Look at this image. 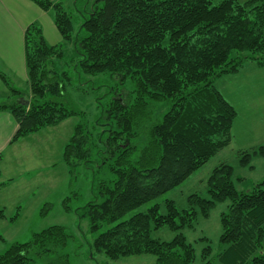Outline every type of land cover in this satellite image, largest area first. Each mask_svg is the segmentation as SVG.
Masks as SVG:
<instances>
[{
    "label": "trees",
    "instance_id": "1",
    "mask_svg": "<svg viewBox=\"0 0 264 264\" xmlns=\"http://www.w3.org/2000/svg\"><path fill=\"white\" fill-rule=\"evenodd\" d=\"M32 1L51 12L62 40L49 43L38 21L25 31L30 96L0 102V110L18 124L12 142L73 116L87 119V112L70 108L63 99L74 81L90 83L105 74L123 82L130 78L135 86L131 103L112 97L100 104L102 113L91 123L76 124L63 151L73 174L78 163L96 162L116 175L111 185L101 182L95 198L82 207H71L72 196L63 201L66 211L89 219L92 233L108 226L95 237L93 250L112 260L153 254L156 264H195L196 249L181 230L194 228L218 202L229 199L221 214L218 262L207 245L203 264H264V179L238 190L228 163L208 177V198L193 193L183 209L168 199L164 213L154 204L123 219L184 183L231 144L237 111L215 79L237 72L247 61L264 64V0H86L77 23L61 1ZM70 45L74 57L61 66ZM0 78L14 96L23 95L2 71ZM159 102L169 108L156 116ZM259 153L264 155L263 146L244 152L241 164H250ZM5 218L0 207V220ZM165 226L175 236L154 238L152 233ZM70 237L65 226L51 225L29 241L13 242L0 253V264H33L39 258L45 264H71L64 252Z\"/></svg>",
    "mask_w": 264,
    "mask_h": 264
},
{
    "label": "rangeland",
    "instance_id": "2",
    "mask_svg": "<svg viewBox=\"0 0 264 264\" xmlns=\"http://www.w3.org/2000/svg\"><path fill=\"white\" fill-rule=\"evenodd\" d=\"M58 1L62 2L65 10L74 15L76 23L81 22L82 16L79 12L86 0ZM219 1L221 0H214L215 3ZM72 57L74 51L70 45L64 60L60 63L61 66H66L65 62L70 61ZM60 64L56 63L57 69L61 68ZM94 78L85 84L79 80L74 81L66 87L63 95L70 108L87 112V119L73 116L55 127L45 128L29 139L20 141L13 148L18 157L20 155L21 164L15 161L13 155H9V159L1 164L0 181L9 184L5 188L0 187V207L5 209L6 215L5 219L0 220V234L3 236L0 238V253L13 242L29 241L34 232L51 225H63L71 234L64 251L68 254L71 264H156V257L153 254L131 255L112 260L105 253L93 250L92 243L95 237L108 226H103L99 232L92 233L89 230V219L87 217L80 219L74 210L95 198V192L101 182L111 185L116 179V175L108 166H100L96 162L90 164L80 162L75 166L74 174L69 171L63 158V151L71 140L75 125L85 120L91 123L102 113L100 104H107L112 97L121 98L124 103L134 101L135 86L130 78L124 82L105 74ZM10 81L15 83L16 88L18 84L21 88L25 86L19 78H11ZM215 86L237 111L231 144L196 170L184 183L130 211L123 219L137 212H145L154 204H160L164 213L165 201L168 199L174 200L177 206L183 209L188 207V197L193 193L208 198V177L221 163L233 166L235 171L233 181L238 190L248 189L264 179V155L260 153L255 155L247 165L240 162L244 152L252 153L264 147V64L244 62L237 72L217 77ZM22 94L26 95L24 92ZM17 99L19 98L16 97L15 101ZM10 100L4 99L0 102ZM156 108L155 115L161 116L168 110L169 105L159 102L156 103ZM8 152H12V149L10 148ZM96 159L99 160L94 156L93 160ZM69 196H72L69 203L74 209L66 211L63 201ZM99 199L101 200V197ZM230 203L229 199L218 202L209 217L199 218L192 229L181 230L196 249L195 264L204 263L202 252L207 245L212 247L211 258L218 262V253L223 249L219 241L222 232L221 214L227 211ZM18 211L17 218L11 220L10 218L17 215ZM175 234V231L166 226L152 233L154 238L162 240H170ZM203 237H207L209 242L203 240ZM45 262L46 259L39 258L33 264Z\"/></svg>",
    "mask_w": 264,
    "mask_h": 264
},
{
    "label": "crops",
    "instance_id": "3",
    "mask_svg": "<svg viewBox=\"0 0 264 264\" xmlns=\"http://www.w3.org/2000/svg\"><path fill=\"white\" fill-rule=\"evenodd\" d=\"M34 21H38L43 26L45 37L49 43L57 44L61 42L62 36L53 21L51 12L43 10L32 0H0V71L5 73L10 79L19 78L24 82L25 86L23 88L19 87V84L16 85L18 90L26 94L14 96L10 88L0 78V100H10L16 97L26 100L30 95L25 60V31ZM234 125L235 122L232 133H234ZM17 128L18 124L13 115L8 111L0 110V166L9 159V155H13L15 161L21 164L20 155L18 157L13 148L14 145L40 132L12 142ZM10 148L12 152H8ZM8 184L0 185V187L5 188Z\"/></svg>",
    "mask_w": 264,
    "mask_h": 264
}]
</instances>
